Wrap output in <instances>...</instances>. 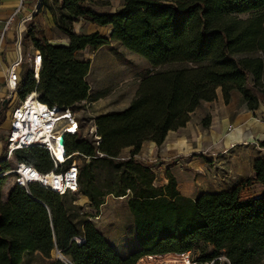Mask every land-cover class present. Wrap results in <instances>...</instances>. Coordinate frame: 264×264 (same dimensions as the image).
I'll return each mask as SVG.
<instances>
[{
	"label": "trees",
	"instance_id": "trees-1",
	"mask_svg": "<svg viewBox=\"0 0 264 264\" xmlns=\"http://www.w3.org/2000/svg\"><path fill=\"white\" fill-rule=\"evenodd\" d=\"M51 1L49 11L68 35L67 44L49 43L33 24L23 38L41 53L37 90L42 101L75 109L76 103L88 97L90 61L76 57L86 46L97 49L118 41L152 67L126 108L94 118L101 137L98 146L85 138L74 139L70 146L71 151L91 156L80 168L79 192L94 208L99 209L106 194L128 196L137 249L126 255L117 253L90 219L76 221L78 211L61 201L67 195L36 184L29 186V195L15 185L3 200L5 177L0 176V264H20L34 252L43 256L42 264H135L144 255L200 251L209 245V253L201 251L194 257L204 261L224 254L229 264L260 263L264 258V192L243 196L240 186H235L201 193L193 200L180 195L169 171L167 183L156 185L155 164L134 155L143 143L160 145L168 131L183 127L202 101L216 98L217 89L225 101L237 91L249 109L258 107L264 96V0H122L113 12H98L85 4L89 0ZM247 12V18L238 16ZM79 19L110 26L111 32L108 36L77 34L73 24ZM28 56L26 47L24 60ZM167 64L172 68L159 69ZM21 77L24 91H31L35 83L30 72H22ZM0 118L6 119L4 109ZM123 149H129V155L118 160ZM96 151L103 155L97 156ZM15 154V160L40 170L49 167L37 147ZM103 162L114 163L118 180L97 192L93 167ZM8 167L3 160L1 169ZM253 167L256 181L264 188V158L256 159ZM53 250L63 259L52 258Z\"/></svg>",
	"mask_w": 264,
	"mask_h": 264
},
{
	"label": "crops",
	"instance_id": "crops-1",
	"mask_svg": "<svg viewBox=\"0 0 264 264\" xmlns=\"http://www.w3.org/2000/svg\"><path fill=\"white\" fill-rule=\"evenodd\" d=\"M36 3V0H26L23 12L31 10ZM17 5L18 0H0V19L2 21L7 19ZM49 5L46 0L42 5L40 3L38 12L34 16L35 19L36 16L42 15L39 34L49 43L67 44L68 35L54 23ZM115 9L108 12H113ZM102 28L107 29L108 33L103 35L108 36L111 32L110 26L101 27L86 19H79L73 24V30L77 34L101 33ZM119 46L122 47L120 49L129 51L120 42L111 41L97 49L86 46L76 53L78 59L90 61V69L86 77L89 92L84 101L95 117L126 108L134 98L142 78L152 71L151 65L137 54L142 59L140 62L142 74L135 76L138 73L135 65L131 68L127 66L128 70L123 68L125 66L118 65V62L128 61L126 58L118 61L112 53L113 49ZM103 49H106L104 54L101 53ZM34 50L31 45L28 60L31 59ZM11 54L12 57L8 62L14 56L13 52ZM94 62L98 64L100 73L103 70L109 71L107 67L112 68L115 73L119 70L122 74L125 70V75L119 79L128 82L133 78L136 81L132 88L127 87L130 90L125 94L122 92L124 88L120 91L102 93V90L98 89L101 83H93L89 80ZM104 62L106 69L102 66ZM204 118H207L205 124ZM229 126H232L230 130H228ZM141 152L147 155L144 158L147 163L155 164V180L157 177L161 178L160 186L167 183L166 172L169 171L175 178L177 191L184 197L194 200L201 193L230 190L235 186H240L243 196H260L264 188L256 181L253 166L256 159L264 158V96L260 97L256 109H249L239 92L232 91L228 101H225L221 90L217 89L216 98L212 101H202L190 113L189 120L183 127L168 131L160 145L152 141L143 143ZM9 191L2 189L3 200L7 199Z\"/></svg>",
	"mask_w": 264,
	"mask_h": 264
},
{
	"label": "built area",
	"instance_id": "built-area-1",
	"mask_svg": "<svg viewBox=\"0 0 264 264\" xmlns=\"http://www.w3.org/2000/svg\"><path fill=\"white\" fill-rule=\"evenodd\" d=\"M29 11L23 12L26 0H18V5L7 19H0V109L6 113L5 136L3 140L4 160L11 162V166L1 169L0 176L9 178L3 189L20 186L30 195L29 186L36 184L59 196L78 194L80 190V157L89 162L91 156L78 151H71L70 146L76 138H84L82 121L77 111L69 107L49 105L42 101L41 93L37 90L39 73L42 65L41 53L34 50L29 72L34 88L24 91L21 73L25 63L22 54V42L27 25L33 20L39 9L41 0ZM6 41H11L13 58L3 64V47ZM82 102H85L84 100ZM232 126L228 127V130ZM93 134L92 142L98 146L101 137L95 123L90 128ZM86 139V138H85ZM33 147L41 149L49 165L47 170H40L34 165L15 160L17 151H26ZM97 156L103 154L96 151ZM138 159L137 154L134 155ZM46 207V206H45ZM98 219V216L89 217ZM77 242L80 240L77 238ZM220 264L227 262L224 254L211 260H199L191 250L184 252H167L163 254L144 255L139 257L135 264Z\"/></svg>",
	"mask_w": 264,
	"mask_h": 264
},
{
	"label": "rangeland",
	"instance_id": "rangeland-1",
	"mask_svg": "<svg viewBox=\"0 0 264 264\" xmlns=\"http://www.w3.org/2000/svg\"><path fill=\"white\" fill-rule=\"evenodd\" d=\"M49 4H51V0H46ZM122 0H89L85 4L90 5L92 8H94L98 12H107L109 10L115 9L117 6L121 4ZM46 5L44 6L45 9ZM43 10V8H42ZM45 12V10H44ZM250 15V12L239 14L238 16L240 18H247ZM42 16V15H40ZM40 16H36L34 20H32L27 27L31 26L32 24L37 28L39 31L41 30L39 24H40ZM2 24H0L1 26ZM26 27V29H27ZM101 34H107V29H101ZM26 33V32H25ZM25 35V34H24ZM11 41H6L3 47V64L4 66L7 65L8 60L12 57L11 52L13 50ZM113 43V42H112ZM31 42L29 40L24 39L22 42V54H24V48L30 49ZM119 46L113 49V54L118 59L126 60L127 62H118V65L125 66L123 67L125 70H128V67L131 68L132 66H136L137 68V74L135 76L142 74L141 72V64L142 59L138 57L133 52L126 51ZM12 50V51H11ZM106 52V49H103L101 53ZM112 51V50H111ZM104 52V53H105ZM14 53V52H13ZM101 53L99 56H101ZM103 53V54H104ZM121 60V61H122ZM103 68L106 67V63L102 64ZM24 69L23 72L27 73L29 71V68L31 67V61L25 60V63L23 65ZM172 68V64H167L159 69H168ZM106 69V68H105ZM109 71H104L100 73L98 64L93 63V67L91 70V74L89 77V80L93 83L100 82L101 85L98 87L99 90H102V93H107L109 91L115 90L120 91L122 88L123 94L128 92L127 87L133 86L135 79L131 78L128 82H123L121 79H119L122 75H125L124 72H121L118 70L117 73L110 69V67H107ZM100 73V74H99ZM96 79L98 81H96ZM75 109L77 111V114L80 116L82 121V133L84 138H86L89 141H92L93 134L90 132L91 126L94 124V117L95 115L90 110V107L87 106L86 102H79L76 103ZM195 114H193L194 116ZM6 123L5 120L0 118V140H4L3 133L5 132ZM5 135V134H4ZM3 137V138H2ZM3 143L0 142V160H4L5 152L3 151ZM16 155V154H15ZM129 155V149H123L121 151L120 157L117 158L118 160H123L125 157H128ZM137 156L140 158H146L147 155L141 152L137 153ZM138 159L137 157H135ZM116 159V160H117ZM126 159V158H125ZM153 159V158H152ZM151 159V160H152ZM154 160V159H153ZM115 161V160H114ZM152 162V161H151ZM87 163L80 157V164L81 166ZM9 167L11 166V162H7ZM117 173L114 171V163H96L93 167V185L95 191H106L108 187L112 186L117 182L118 178L116 177ZM6 178V177H5ZM6 182H9V178H6ZM5 182V183H6ZM162 182L160 177H157L155 180L156 185H160ZM11 190V187H10ZM254 197V196H253ZM127 198L128 196L124 197H115L111 194H106L103 198L104 203L99 207V209L94 208L89 202V200L79 192L78 194H70L66 197H62L61 201L66 206H74L75 213L78 211L77 215L78 218L76 219L77 222H79L81 219H90L96 229L100 231L106 238H109L112 245L115 247L117 253L120 255L131 253L137 249V242L135 239V229H134V222L133 217L128 209L127 206ZM98 216V219L89 218ZM211 246H207L202 248V250H191L193 255H197L199 253H209L211 251ZM59 256V253L56 250H53L51 252L52 258H57ZM45 259L40 253H32L30 255L24 256L23 260L20 264H42ZM258 264H264V258L261 259L260 263Z\"/></svg>",
	"mask_w": 264,
	"mask_h": 264
},
{
	"label": "water",
	"instance_id": "water-1",
	"mask_svg": "<svg viewBox=\"0 0 264 264\" xmlns=\"http://www.w3.org/2000/svg\"><path fill=\"white\" fill-rule=\"evenodd\" d=\"M38 6H40V4ZM57 252L59 253V256L57 258L63 259V255L59 251H57Z\"/></svg>",
	"mask_w": 264,
	"mask_h": 264
}]
</instances>
